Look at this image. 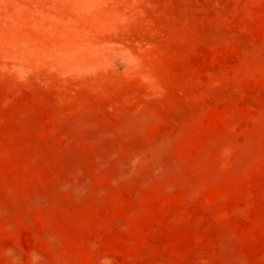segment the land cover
<instances>
[{
  "label": "rangeland",
  "instance_id": "rangeland-1",
  "mask_svg": "<svg viewBox=\"0 0 264 264\" xmlns=\"http://www.w3.org/2000/svg\"><path fill=\"white\" fill-rule=\"evenodd\" d=\"M0 264H264V0H0Z\"/></svg>",
  "mask_w": 264,
  "mask_h": 264
}]
</instances>
